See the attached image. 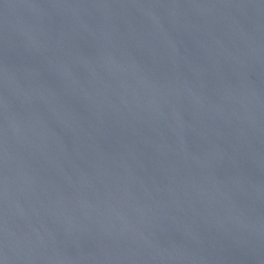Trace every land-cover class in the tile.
Returning a JSON list of instances; mask_svg holds the SVG:
<instances>
[{
  "label": "water",
  "instance_id": "1",
  "mask_svg": "<svg viewBox=\"0 0 264 264\" xmlns=\"http://www.w3.org/2000/svg\"><path fill=\"white\" fill-rule=\"evenodd\" d=\"M0 264H264V0H0Z\"/></svg>",
  "mask_w": 264,
  "mask_h": 264
}]
</instances>
